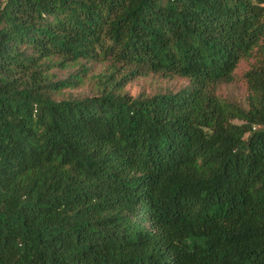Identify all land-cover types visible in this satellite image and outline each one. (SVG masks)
<instances>
[{
	"label": "trees",
	"instance_id": "16d2710c",
	"mask_svg": "<svg viewBox=\"0 0 264 264\" xmlns=\"http://www.w3.org/2000/svg\"><path fill=\"white\" fill-rule=\"evenodd\" d=\"M0 264H264V0H0Z\"/></svg>",
	"mask_w": 264,
	"mask_h": 264
},
{
	"label": "rangeland",
	"instance_id": "374dc122",
	"mask_svg": "<svg viewBox=\"0 0 264 264\" xmlns=\"http://www.w3.org/2000/svg\"><path fill=\"white\" fill-rule=\"evenodd\" d=\"M105 62H83V69L68 65L64 68L53 67L50 69V78L53 81L79 77L77 84L63 88L60 92L53 93V98L59 100L64 98H81L93 95L100 86V76L106 73ZM184 80L167 79L156 74L139 76L129 81L124 87L131 96L153 95L164 90H177ZM221 92L231 100L245 105V89L240 82L221 85Z\"/></svg>",
	"mask_w": 264,
	"mask_h": 264
}]
</instances>
